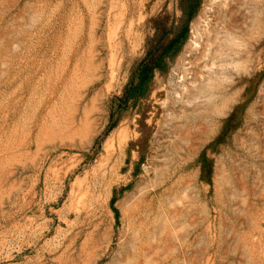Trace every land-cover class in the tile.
Segmentation results:
<instances>
[{"label": "rangeland", "instance_id": "374dc122", "mask_svg": "<svg viewBox=\"0 0 264 264\" xmlns=\"http://www.w3.org/2000/svg\"><path fill=\"white\" fill-rule=\"evenodd\" d=\"M0 264H264V0H0Z\"/></svg>", "mask_w": 264, "mask_h": 264}]
</instances>
